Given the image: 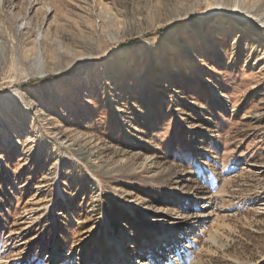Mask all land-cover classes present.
<instances>
[{
	"label": "rangeland",
	"instance_id": "1",
	"mask_svg": "<svg viewBox=\"0 0 264 264\" xmlns=\"http://www.w3.org/2000/svg\"><path fill=\"white\" fill-rule=\"evenodd\" d=\"M0 42V264H264V0H0Z\"/></svg>",
	"mask_w": 264,
	"mask_h": 264
},
{
	"label": "bare ground",
	"instance_id": "2",
	"mask_svg": "<svg viewBox=\"0 0 264 264\" xmlns=\"http://www.w3.org/2000/svg\"><path fill=\"white\" fill-rule=\"evenodd\" d=\"M32 7H33L32 5L29 6V8L27 9V14H29L31 12ZM46 8H47L46 9V12L47 13L53 11V7L51 5H47ZM219 11L220 10L218 8H215L212 12L213 13H218ZM233 11L237 12L236 10H233ZM27 17L29 19V16H27ZM226 22H228V19L226 20ZM45 36H46V32H45L44 28H40V30H39V32H38V34H37V36H36V38L34 40V44H35V46L37 48L38 53L36 52L37 58H34L33 59V63H32L33 65H31V69L33 70L32 73L42 74V73L45 72V69L43 68V65H42V63H43L42 61L44 59V57H43V51H42V44H43V41H44ZM0 46L7 48L6 44H4L2 42H0ZM8 105L10 106L11 104L9 103ZM5 125L6 126L11 125V127L14 128V129H16V130L17 129L18 130L21 129L19 125L11 122L8 119L5 121ZM9 133H10V131H9ZM19 136H20V134L17 133V137H19ZM5 139H7V138H5ZM115 247H117V246H115Z\"/></svg>",
	"mask_w": 264,
	"mask_h": 264
}]
</instances>
